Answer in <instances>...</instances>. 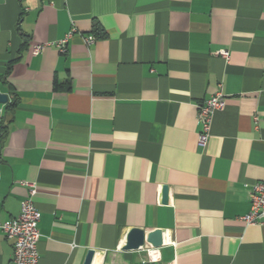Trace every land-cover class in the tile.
Segmentation results:
<instances>
[{
	"label": "crops",
	"instance_id": "0c3cea01",
	"mask_svg": "<svg viewBox=\"0 0 264 264\" xmlns=\"http://www.w3.org/2000/svg\"><path fill=\"white\" fill-rule=\"evenodd\" d=\"M72 28L65 53H32ZM3 81L0 223L35 183L39 264H264V227L241 220L264 181V0H0ZM134 228L162 231L157 261L124 249ZM13 252L0 228V264Z\"/></svg>",
	"mask_w": 264,
	"mask_h": 264
},
{
	"label": "built area",
	"instance_id": "2783aa9c",
	"mask_svg": "<svg viewBox=\"0 0 264 264\" xmlns=\"http://www.w3.org/2000/svg\"><path fill=\"white\" fill-rule=\"evenodd\" d=\"M77 29L72 28L63 38L53 43L36 44L32 47L34 55L40 54L48 45H54L57 49L65 53L70 39ZM97 37L94 34L86 35L83 39L86 45H92ZM218 54L229 61L231 54L228 50H221ZM226 97L222 91L199 104L198 122L201 124L199 133V145L206 146L210 137L211 125L214 113L222 109L225 105ZM27 188V196L21 203V213L18 217L0 223V228L5 233L8 240L13 241V264H39L38 243L41 237L39 231V221L41 213L35 203L37 185L30 182H22ZM246 225H261L264 227V181H257L250 191V210L241 217ZM140 250L148 253L150 261H157L156 248L149 244L140 247Z\"/></svg>",
	"mask_w": 264,
	"mask_h": 264
},
{
	"label": "water",
	"instance_id": "95a60500",
	"mask_svg": "<svg viewBox=\"0 0 264 264\" xmlns=\"http://www.w3.org/2000/svg\"><path fill=\"white\" fill-rule=\"evenodd\" d=\"M9 97L6 93L0 92V105H4L8 102ZM169 200V188L168 186L163 187L162 201L167 203ZM149 244L154 248H159L163 245V234L160 229H155L146 233L142 229L134 228L127 236V242L124 247L126 250H140V247ZM94 257V250H89L85 264H91Z\"/></svg>",
	"mask_w": 264,
	"mask_h": 264
},
{
	"label": "trees",
	"instance_id": "16d2710c",
	"mask_svg": "<svg viewBox=\"0 0 264 264\" xmlns=\"http://www.w3.org/2000/svg\"><path fill=\"white\" fill-rule=\"evenodd\" d=\"M3 84H6L8 86L9 91L7 95L9 97V100L6 104L0 105V142L8 131V125H10L11 123L10 116L18 105L17 94L14 91L13 87L6 81H3Z\"/></svg>",
	"mask_w": 264,
	"mask_h": 264
}]
</instances>
